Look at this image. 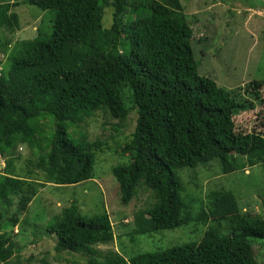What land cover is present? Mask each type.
I'll return each mask as SVG.
<instances>
[{
	"label": "trees",
	"instance_id": "16d2710c",
	"mask_svg": "<svg viewBox=\"0 0 264 264\" xmlns=\"http://www.w3.org/2000/svg\"><path fill=\"white\" fill-rule=\"evenodd\" d=\"M26 3L54 12L55 19L50 34L38 28L35 39L17 42L10 49L9 69L0 73V165L5 164L0 173V263L14 264L16 257L17 264H24L14 230L38 192L47 184L72 186L95 179L97 154L112 149L107 140L90 141L87 133L74 136L69 131L84 127L100 111L117 120L113 127L119 130L135 110V130L123 143L115 141L130 160L113 168L123 206L143 188L154 199L136 214L133 232L152 237L190 223L207 226L213 219V225L200 242L139 254L129 261L109 251L104 263L90 259L70 264H264L253 248L264 241V216L242 210L251 207V198L241 205L233 191H211L205 206L202 196L186 193L179 177L182 169L213 161L220 164L223 176L243 172L251 178L254 174L246 173L247 167L261 166L264 171V134L239 132L235 123L258 104L264 107V81L227 91L201 76L192 48L194 29L181 0ZM17 5L0 0V30L20 28L12 10ZM107 10L109 27L104 23ZM7 51L8 41L2 38L0 53ZM242 89L247 98L241 97ZM25 145L40 154L35 162L28 161L32 169L21 176L16 153ZM190 184L200 187L195 179ZM239 186L249 197L250 185ZM251 189L264 192L261 186ZM61 213L47 227V235L56 237L58 256L113 242L105 210L84 218L71 202ZM49 263L46 255L43 264Z\"/></svg>",
	"mask_w": 264,
	"mask_h": 264
},
{
	"label": "rangeland",
	"instance_id": "374dc122",
	"mask_svg": "<svg viewBox=\"0 0 264 264\" xmlns=\"http://www.w3.org/2000/svg\"><path fill=\"white\" fill-rule=\"evenodd\" d=\"M10 1L18 2L17 7L12 10L19 16L20 28L15 31L9 28L0 30V40L6 38L8 41V51L0 53V73L4 71L3 68L9 69L8 58L17 42L35 39L38 36V28H41L43 33L50 34L55 19L54 12H43L33 5H28L26 0ZM220 1L181 0L189 23L194 29L192 48L199 65V74L211 78L227 91L242 87L245 89L246 85L254 80L264 81V0H225L223 4ZM111 22V11L107 10L104 17L105 26L109 27ZM243 89L241 97L247 98ZM262 93L264 97V89ZM125 99L126 106L130 107L128 95ZM133 112L128 116L126 126L119 130L113 127L118 121L108 118L109 116L100 111L95 117L84 122L85 129L72 128L69 131L74 136H79V132L87 133L90 141L107 140L112 149L97 154L95 179L72 186L47 184L38 192L26 213L20 216L19 226L14 230V241L23 248L20 254L24 264H27L25 261L31 257L33 259L29 264H43L46 255L53 264H70L71 261L85 263L90 259L104 263L109 251L118 253L129 261L139 254L200 242L205 230L213 225V219L207 226L190 223L188 226L159 232L152 237L133 232L136 214L154 203L151 193L143 188L136 192L130 205L123 206L113 175L114 167L126 164L130 160L128 154L120 151L115 141L123 140L118 142L123 143L124 138L129 137L135 130L137 113L135 110ZM235 123L239 132L264 134V107L258 104L254 111L238 116ZM35 152L40 154L39 151ZM36 153L26 145L18 149L16 155L21 158L16 160L15 167L21 176H25L27 168L32 169L28 161L35 162L38 158ZM4 167L2 161L0 173ZM250 171L254 174L251 178L243 172L223 176L220 164L213 161L196 169H182L179 171V177L186 187V193L191 195L194 192L202 196L205 206L206 202L209 203L208 196L213 193L211 191L224 189L233 191L242 201L241 205H247L248 201L245 198H251V207L242 208L244 213L264 216V195L261 194L264 192L251 189L261 186V190L264 191V171L261 166L253 169L247 167L245 170L246 173ZM192 179L200 182L199 188L190 184ZM240 182L250 185L249 197H245L247 196L245 189L241 192ZM71 202L78 205L79 212L84 218L101 214L105 210L112 221L113 242L109 245L90 247L80 253H64L58 256L54 250L56 237L47 235V227L50 219L56 215L60 216ZM12 209L14 211V207ZM25 219L28 222L27 220L25 222ZM223 232L228 234L226 229ZM253 248L257 261L264 263V241L255 242ZM12 262L17 264L16 257Z\"/></svg>",
	"mask_w": 264,
	"mask_h": 264
}]
</instances>
